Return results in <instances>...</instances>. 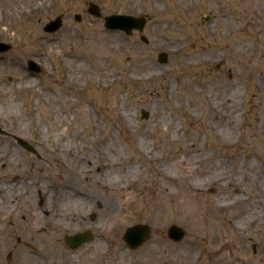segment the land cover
I'll return each instance as SVG.
<instances>
[{"label": "rangeland", "instance_id": "rangeland-1", "mask_svg": "<svg viewBox=\"0 0 264 264\" xmlns=\"http://www.w3.org/2000/svg\"><path fill=\"white\" fill-rule=\"evenodd\" d=\"M90 1L102 7L101 18L87 13ZM173 3L179 7L172 9ZM32 4L31 0H16L11 7L8 0H0V41L12 45L9 52L0 53V79L6 91L0 95V112L6 123L18 125V135L33 132L45 147L50 141V153L39 160L36 201L22 213L25 225L23 219L12 227L0 221V264H21L23 255L31 252L33 264H69L67 258L75 264H264V202L257 200L259 193L264 194V0H45L44 14L33 11ZM118 13L145 16L144 30L131 35L108 30L104 17ZM77 14L82 15L81 22L75 20ZM61 15L64 26L58 32L44 31L48 22ZM33 32L44 44L52 45L50 52L37 45ZM143 35L148 42L141 38ZM116 36L125 45L135 42L151 51V65L165 75L150 74L139 57L124 51L107 53L110 59L100 71L96 65L99 50L104 48L105 39L111 41ZM161 53H167L166 63L160 61ZM30 59L40 65L41 72L29 69ZM128 64L132 69L125 70ZM65 66L73 71V77L64 71ZM256 78L258 103L252 87ZM30 80L35 82L33 87L24 88ZM78 81L84 86L80 91ZM166 89L176 95L172 102L162 94ZM233 90L237 91L235 103L241 114L234 134L227 137L234 145L229 146H239L237 165L253 166L258 178L254 175L247 183L199 186L195 198L204 199L208 206L201 218L216 215L219 222L238 223L241 213L248 207L254 209L256 221L245 224L241 234L227 233L222 240L212 242L201 232L194 206H187L181 216L165 209L159 216L128 219L125 223L108 221L101 206L90 210L88 226L50 232L61 254L46 250L43 254L31 247H46L45 233H35L34 239L18 234L10 240L12 230L34 223L38 208L51 200L49 195H54L55 189L69 183L87 190L97 182L93 179L87 187L71 158L57 144L70 143L91 160L97 159L102 150L115 160L125 159L128 166L130 158L136 156L133 144L146 142L156 155L166 158L168 151L191 146L193 131L199 132L204 144L206 135L200 125L206 107L221 106ZM143 111L149 113L147 118L142 117ZM170 123L171 130L179 128L180 138L174 144H164L161 135ZM94 124L98 130L91 133L90 125ZM215 139L210 148L213 154L224 150L219 144L222 142ZM248 151L252 153L248 155ZM228 156L232 169L233 156ZM146 166L152 169L145 160L137 164L134 175L139 176ZM196 168L200 176L204 166L198 164ZM174 172L181 175L182 167L176 166ZM92 174H97L96 169ZM149 175L138 187L140 195L147 197L155 194L147 183L155 175ZM100 193L102 199H108L104 191ZM221 196L238 202L222 213H214L210 205ZM42 216L49 218L47 214ZM136 224L150 226L152 236L140 248L131 250L122 237L125 229ZM171 225L185 229L183 241L168 238ZM87 230L94 238L80 247L72 249L64 242L65 235ZM20 239L23 246L17 241Z\"/></svg>", "mask_w": 264, "mask_h": 264}, {"label": "bare ground", "instance_id": "bare-ground-1", "mask_svg": "<svg viewBox=\"0 0 264 264\" xmlns=\"http://www.w3.org/2000/svg\"><path fill=\"white\" fill-rule=\"evenodd\" d=\"M15 1L16 0H8L9 6H15ZM31 1L33 2V11H37L40 14L45 13L47 10L45 0ZM178 7L179 5L177 3L172 4V9H176ZM30 23L32 24L33 21H30ZM33 36L37 45H39L44 52H50L52 50V45L47 46L44 44L42 39L37 37L36 32H33ZM255 39L256 42H258V37H255ZM103 45L104 48L101 51L99 50V55L96 59V65L100 71H104L106 65L105 62L110 59V56L107 55L124 51L123 53L126 55L129 54L136 56L137 58L139 57V60L150 71V74H153L154 76L165 75L164 72L157 71L153 68V65H151V51L145 47L139 46L135 42L125 45L120 37H113L111 38V41L105 39ZM124 69H132V65L128 64L124 67ZM64 71L67 74H71L70 78L75 75L69 66H65ZM11 72H13V69H11ZM34 84L35 82L32 80L27 81L24 84V88L33 87ZM76 85L78 86L79 91L84 88L81 81H78ZM252 87L256 91L255 101L258 103L257 78ZM4 89L2 79H0V95L3 94V92H6ZM163 93L165 99L169 102H172L176 96L168 89L164 90V92L162 91V94ZM236 93L237 91L235 90L231 91L229 98L227 96L221 102V106L213 107L208 105L209 107H206L205 118L200 125L201 131L206 135L204 144L201 143L203 139L200 137L199 132L193 131V144L185 148L179 147L172 153L168 151L166 158L156 155L146 142L142 144H133L132 147L136 156L130 158L132 163L128 166H126L127 163H124L125 159L115 160L108 152L103 153L102 150H99L100 155L97 159L91 160L89 156L81 154L79 149L70 143L63 146L57 144V148H64L67 156L71 158L72 163L75 165V172L80 175L83 180H86L87 187L93 179L97 181L95 184L96 186L94 185L92 189L88 188L87 190H84L80 186L65 183L62 187H58L53 192L50 191L54 193V195H49L51 200L46 204H43V207L38 208L39 213L33 220L34 223H32L30 227L19 226V228H15V230L21 233L23 238H30V236L33 237L35 233H41L42 235L45 233L48 236L47 237L45 235L44 238V240L48 241L46 247H31H33L35 251L37 250L43 254L45 253L44 250L50 251L51 253L54 252L55 254H61L63 252L62 250L60 251L57 242L53 240L50 232L79 230L88 226L89 222L86 220V217L93 208L100 209L102 206V208H104L103 212L108 221L114 222L118 220L121 223H125L128 219H147L159 216L165 209H167L169 213H176L181 216L187 206H194L196 208L194 210L197 212L196 215H198V221L201 223L200 230L204 233L205 237L210 239L212 242L215 240H222L224 235L227 233L241 234L245 224L256 221V216H254L256 211L254 209L252 210L248 207L245 212L241 213L238 216V223H234L232 221H227L226 223L219 222L216 215L209 214V217L201 218L203 210L206 211L208 206L204 204V199L199 198V200H197L195 198V193L199 189V186L207 187L219 184L229 185L230 182L233 181L247 183L253 179L254 175H257L258 178V172H255L253 166L247 163H245L242 167L237 165V149L239 146L233 148L230 147L234 145L231 143L232 140L227 138L234 134V130H236L237 127L238 117L241 114L239 110H237L238 107H236L235 103L237 99ZM171 125L172 123L166 124V128L162 132L161 138L164 144L167 142L174 144L176 141L178 142L180 138L179 128L175 127V129L171 130ZM90 127L92 131L91 133H95L98 130L97 124L90 125ZM170 133H173V135L171 136ZM227 134H229V136ZM212 138L219 140L218 143L222 142L219 144L224 146V150L219 151L217 154L210 153V148L212 147L211 145L214 144ZM248 153V155H250L252 152L248 151ZM228 155L233 156L234 166L232 169L229 167V162L227 161L229 157ZM216 159L220 160V162L217 163ZM144 160L148 163V166L152 167V169L147 166L145 168L143 167L139 171V176L136 177V174L134 175L135 166L137 164H141ZM86 162L89 163V166H85ZM198 164L204 166L200 176L196 171V166ZM176 166L182 167L183 173L181 175L175 174L174 168ZM94 169H96L97 174H92ZM151 173L155 176H153V179L147 183H150V186L148 187H153L155 189V194L153 193V196L150 195L148 197L147 195H140L138 187L146 182L148 178L145 177H150L149 174ZM240 176L242 177L241 181ZM8 189L9 192H7L3 201V204L7 205V211L3 221L11 226L12 222L9 217L13 215L14 210L10 209L9 204L12 203L13 200H17V198L19 199L22 195H25L23 201L20 199L22 204L18 214L22 215L24 209H30L31 204L28 206L27 203H32L33 193L27 189L26 191L16 190L15 192L11 188ZM102 191L108 195V199H102V194L100 193ZM257 200L258 202H264V194L259 193ZM235 202H238V199L229 201L228 197L221 196L217 202L211 203L210 206L214 213L215 211L222 213L227 208L235 205ZM115 207H118L117 210ZM29 212H31V210ZM257 213L259 220V210ZM42 214H47L49 218L45 219ZM224 216L225 215H223V217ZM200 218L201 220H199ZM23 220V225H25L24 223H26V220ZM43 224H45V226H43ZM12 231L14 232V230ZM85 232H78L75 234ZM16 235H12L10 240H12L13 237L16 238ZM34 238L35 237L32 239ZM49 238H51V240H49ZM17 241L19 242V245H22L20 244L22 243L21 239ZM32 255H34L32 252L30 254H24V259L22 258L19 263L33 264L34 259ZM67 261L69 264H75L72 259L67 258Z\"/></svg>", "mask_w": 264, "mask_h": 264}, {"label": "flooded vegetation", "instance_id": "flooded-vegetation-1", "mask_svg": "<svg viewBox=\"0 0 264 264\" xmlns=\"http://www.w3.org/2000/svg\"><path fill=\"white\" fill-rule=\"evenodd\" d=\"M6 127L15 133L9 132ZM0 128V221H2L5 225L3 219L7 211V205L3 204V201L7 192H9L8 188L13 189L14 192L16 190L26 191V189L28 191H32V203L36 201L35 195L39 185L38 163L44 155L50 153L47 147L50 146L51 142H46L48 146L45 147L44 144L38 140V138H35V134L33 132H29L26 135H18V125L14 122L6 123V119L2 112H0ZM24 198L25 195H22L21 198H17L19 202L17 200H13V202L9 204L10 209L14 210L13 215L9 217L12 222L11 227L18 223L21 219L25 218L18 214L22 204L20 199L23 201ZM32 203L28 202L27 205L29 206V204ZM27 214L29 215L30 212ZM16 234L21 233L18 231H11L10 233L11 236Z\"/></svg>", "mask_w": 264, "mask_h": 264}, {"label": "water", "instance_id": "water-1", "mask_svg": "<svg viewBox=\"0 0 264 264\" xmlns=\"http://www.w3.org/2000/svg\"><path fill=\"white\" fill-rule=\"evenodd\" d=\"M87 12L90 15H93L97 18L102 17L103 10L102 8L95 2H89ZM82 15H75V20L77 22L82 21ZM106 28L115 30L120 29L124 30L128 35H131L134 30L143 31L146 24L147 19L144 16H133L126 14H112L104 17ZM64 24L63 16H58L54 20L50 21L44 27V30L49 33L57 32L62 28ZM142 39L145 42H148V39L145 36H142ZM11 49V46L0 42V52H6ZM160 61L166 63L168 60L167 53H161ZM29 69L32 71L40 72L41 68L34 60H29ZM149 113L147 111L142 112V117L147 118ZM128 229V228H127ZM168 237L176 242L182 241L186 236V231L180 227L179 225H171L168 228ZM152 236V230L150 226L144 224H136L132 227H129L128 230L123 235V240L126 242L129 249H138L141 247L146 241H148ZM93 238V234L91 231H87L85 233H79L75 235H65L64 240L68 246L71 248H78L82 244L90 241Z\"/></svg>", "mask_w": 264, "mask_h": 264}]
</instances>
